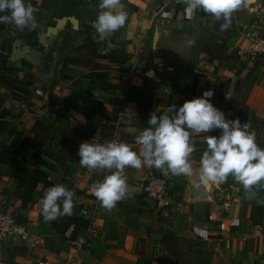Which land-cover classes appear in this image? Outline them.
I'll return each instance as SVG.
<instances>
[{"label":"crops","instance_id":"1","mask_svg":"<svg viewBox=\"0 0 264 264\" xmlns=\"http://www.w3.org/2000/svg\"><path fill=\"white\" fill-rule=\"evenodd\" d=\"M27 2L37 20L35 29L21 31L11 23H0V210L27 221L34 237L22 243L1 239L0 264H60L70 253L65 231L73 225L72 235L83 233L85 214L81 210L91 202L92 185L108 174L107 170L90 171L79 164L77 151L84 141L80 131H85V112L89 111L97 123L94 136L103 142L117 139L135 149V138L148 126L149 114H159L175 104L154 105L155 97H160L163 90L148 85L147 63L152 56L146 55L147 37L153 34V43L157 26L163 23L161 31L179 33L184 41L191 37L203 53L188 63L194 66V90L182 96L177 107L211 89V103L234 118L232 101L242 103L248 86L263 87L264 91V58H258L262 60L253 68L244 50L246 30L264 33V0H248L249 7L235 11L227 29L221 27L223 21L202 10L188 20L176 8L150 18L157 10L156 0H122L128 13L125 25L104 40L92 27L99 0ZM211 38L220 43L219 52L212 57L202 50L208 47L206 42H213ZM162 47L159 42L157 48ZM132 64L135 75L130 79L122 71ZM240 80H244V86L238 87ZM34 89L47 93L48 100L61 103L54 120H47L41 112L42 100ZM125 109L134 117H123ZM37 120L40 130L51 129L53 135L61 138L64 134L77 144L70 156L71 166H63L53 158L54 166L40 165L39 177L28 151L9 157L2 154L8 139L4 135L9 130L16 125L30 136ZM204 135L193 134L195 150L189 157L193 174L169 172L168 192L175 200L170 206L157 209L152 200L136 191L148 171L162 170L127 167L125 175L133 194L111 209L99 202L95 231L72 264H140L141 257L155 256L153 251L140 247L143 241L184 235L186 254L189 246L191 262L196 264H204L206 255L208 264H264V183L253 186L251 195L231 176L220 184L197 186L200 157L206 148ZM209 135H219V129ZM40 157L49 159L45 153ZM80 171L86 173V181L73 186ZM62 181L74 192L72 214L45 220L41 198L49 187ZM209 213L224 217L229 230L217 231L216 221L207 219Z\"/></svg>","mask_w":264,"mask_h":264},{"label":"clouds","instance_id":"2","mask_svg":"<svg viewBox=\"0 0 264 264\" xmlns=\"http://www.w3.org/2000/svg\"><path fill=\"white\" fill-rule=\"evenodd\" d=\"M97 7L99 10L92 27L99 39L104 40L125 25L128 13L122 0H99ZM248 7V0H186L185 12L192 17L197 10H202L222 20L221 27L227 29L233 13ZM0 23H11L21 31L37 27L33 7L27 0H0ZM213 95L209 89L198 97L185 100L179 107L171 104L159 114L150 113L148 126L143 127L135 138V149L117 139L104 142L94 139L79 144L77 155L81 167L108 171L91 187L92 194L104 208L111 209L118 201L133 194L125 175L127 167H149L173 175H192L189 157L195 150L193 134H205L206 144L200 157L197 186L220 184L231 176L251 195L253 186L264 183V148L257 144L255 131L238 117L232 118L215 107L211 103ZM121 115L134 117L129 109ZM215 129H219V135H209ZM73 197L74 192L63 184L49 187L41 198L44 219L54 221L60 216L71 215Z\"/></svg>","mask_w":264,"mask_h":264},{"label":"rangeland","instance_id":"3","mask_svg":"<svg viewBox=\"0 0 264 264\" xmlns=\"http://www.w3.org/2000/svg\"><path fill=\"white\" fill-rule=\"evenodd\" d=\"M222 21V20H218ZM163 25V23H161ZM158 25L156 33L151 39L153 34L147 37V44L145 49L148 58L152 56V60L147 63L148 72L152 75L148 76V85L152 88L153 85L162 88L160 97H155V103L161 105H169L175 103L176 106L180 104L182 96L191 94L194 90L195 80H193L194 66L189 64L197 55L202 56L200 48L196 46V42L190 37L188 41L180 39L179 33H172V31H161ZM213 42H206V46L202 50L207 52L210 57L219 52L220 43L214 38H211ZM192 41L191 44L188 42ZM161 42L162 49L157 48L158 43ZM151 51V52H150ZM167 51V55L164 52ZM150 52V53H149ZM260 58H264V55ZM262 59H250L251 63H254L253 68L258 67V63ZM255 60V61H254ZM264 70V66H262ZM251 73L248 71V74ZM244 80L238 81V87L244 86ZM264 86V84H262ZM51 98V97H50ZM153 98V97H152ZM244 101L242 103L232 101V106L235 109L234 118H239L243 123L250 125V130L256 133V142L264 148V91L263 87L254 88L248 86L245 90ZM52 99V98H51ZM236 100V99H235ZM144 103H149L144 101ZM251 107V109H249ZM61 109V108H60ZM154 109V108H153ZM85 118V131L83 133L84 141L92 142L96 139L98 142H103L101 137L94 136L97 123L92 119L91 113L86 111ZM2 110H0V116H2ZM31 134L23 132L20 127H15L9 130V134L4 136L8 137L6 144L3 145L2 154L9 157L11 154L18 151H28L33 157L32 164L34 168L38 169L37 174L40 177V165L46 168L54 166L55 164L51 159L57 160L63 166H71L69 162L73 149H76L77 144L71 138H68L62 134V137H57L52 134L51 129L42 128L40 130V122L37 120L32 126ZM40 153H45L48 158H41ZM64 185V182H61ZM66 186V184H65ZM159 216V215H158ZM160 217V216H159ZM77 222V221H76ZM205 234V233H204ZM207 235V234H206ZM185 236V235H184ZM176 237L174 239H160L150 241L149 243L142 242L140 247L153 251L155 256L148 254L141 257L140 264H196L191 262L190 247L187 246L185 237ZM146 251V250H145ZM208 264V256L206 255L202 263Z\"/></svg>","mask_w":264,"mask_h":264},{"label":"built area","instance_id":"4","mask_svg":"<svg viewBox=\"0 0 264 264\" xmlns=\"http://www.w3.org/2000/svg\"><path fill=\"white\" fill-rule=\"evenodd\" d=\"M157 10L151 13V17L157 13H164L170 8L180 10L182 18L188 20L190 17L186 15L185 7L186 0H156ZM246 45L245 55L250 59H258L264 55V33L259 32L253 28L245 31ZM122 74L128 78L135 75L134 65L130 69L122 71ZM264 78V76H263ZM34 94L40 98L41 112L45 115L47 120L52 121L57 117L62 107L59 101L48 100L49 95L42 92L40 89H34ZM86 173L84 171L78 172L73 179V186H79L85 179ZM170 181V173L168 171H148L141 183L136 186L137 194L146 197L153 201L157 209H162L174 203V198L168 192V184ZM91 202L81 210L84 212L86 224L82 227L83 233L81 235L72 236L73 225H71L64 233L66 241L70 247V253L65 260L60 264H72L79 259V254L85 249L88 239L95 231V218L99 206V201L92 194ZM216 216V215H215ZM212 213L207 215L209 221H216V230L228 231L229 227L224 217L216 218ZM34 237V232L29 223L24 221L19 215L8 213L0 210V240L8 239L11 241L30 242Z\"/></svg>","mask_w":264,"mask_h":264},{"label":"trees","instance_id":"5","mask_svg":"<svg viewBox=\"0 0 264 264\" xmlns=\"http://www.w3.org/2000/svg\"><path fill=\"white\" fill-rule=\"evenodd\" d=\"M82 218V217H81ZM81 227H83L85 224H86V219L83 217L82 218V222H81ZM72 236H75V235H72Z\"/></svg>","mask_w":264,"mask_h":264}]
</instances>
